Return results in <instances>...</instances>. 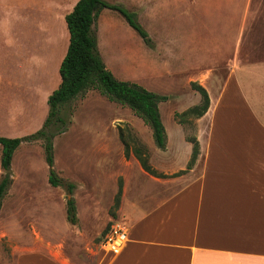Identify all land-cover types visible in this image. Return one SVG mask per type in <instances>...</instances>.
Here are the masks:
<instances>
[{
    "label": "rangeland",
    "instance_id": "1",
    "mask_svg": "<svg viewBox=\"0 0 264 264\" xmlns=\"http://www.w3.org/2000/svg\"><path fill=\"white\" fill-rule=\"evenodd\" d=\"M48 1L0 0V24H5L0 30V137L20 139L33 135L48 116L47 99L59 82L58 64L67 34L64 12L59 10L68 8L59 0L56 13H48L47 6L42 7ZM104 1L135 12L137 22L151 39L146 45L116 11L103 9L98 17V51L106 69L118 80L168 98L158 105L167 135L166 150L155 147L150 128L128 107L110 102L95 90L87 97L74 99L61 112L65 131L52 140V170L62 182L75 187L71 196L77 222L71 224L66 219L64 186L53 187L48 182L50 170L42 142L21 143L13 152L11 184L0 205V231L6 233L0 237L1 248L7 261L10 247L16 245L21 253L44 249L57 251L71 264H93L110 227H127L120 216L124 185L128 180L134 182L148 176L131 153L124 157L119 131L130 150L139 148L148 155L151 168L168 177L161 180L169 195L178 187L172 185L173 178L169 177L185 170L190 157V144L185 140L196 137L198 131L195 118L187 119L181 126L176 124L175 114L201 103L190 83L210 89L213 97L225 81L234 54H241L239 60L243 63L264 61L251 54L264 52V0H151V4H146L150 0ZM224 1L229 2L225 8ZM206 4L211 11L225 9V23L223 12L209 20L196 17V22H191L197 35L193 38L202 39L199 34L207 29L210 38H223L225 45L212 63L177 72L173 34L170 33V40H163L159 25L171 27L178 16L191 9L203 11ZM155 11L163 18L160 24L152 19ZM189 29L190 25L188 32ZM253 42L258 44L255 49L249 44ZM254 78L245 80L254 82ZM46 92L49 94L45 97ZM199 139L205 143L202 133ZM197 161L184 173H192L189 179L199 175L201 167ZM2 176L0 169V180ZM119 186V205L113 210Z\"/></svg>",
    "mask_w": 264,
    "mask_h": 264
},
{
    "label": "crops",
    "instance_id": "2",
    "mask_svg": "<svg viewBox=\"0 0 264 264\" xmlns=\"http://www.w3.org/2000/svg\"><path fill=\"white\" fill-rule=\"evenodd\" d=\"M77 1L62 0L68 5L59 10L64 12L62 20ZM58 2L49 0L42 7L47 6V12L54 14ZM177 3L174 1L176 6ZM228 3L224 1L223 8ZM220 12L225 23V9L211 11L206 4L203 11L191 9L178 16L171 27L160 24L163 18L153 12L152 19L161 27V38L170 40V33L173 34L177 72L217 59L225 45L223 38H210L207 29L199 34L202 39L193 38L197 35L191 22L195 23L200 16L208 20L217 18ZM4 26L1 23L0 30ZM225 30L224 24L222 36ZM67 38L65 32L62 59ZM51 40L54 41L53 37ZM242 43L240 40V50ZM249 44L254 49L258 45ZM251 54L256 56L254 59H264V52ZM240 56L234 54L229 60L225 81L216 95L212 97L210 89L198 84L209 98L206 113L196 120L199 175L190 179L192 173L169 177L173 178L172 185L178 187L167 195L161 179L168 177L156 178L141 169L147 178L141 175V180H128L123 187L120 216L127 225L125 246L118 254L98 250L93 264H264V61L243 63ZM251 76L256 77L254 82L247 83L245 78ZM59 83L60 77L56 88ZM200 133L205 143H201ZM191 148L190 144V154ZM5 235L0 231V237ZM3 238L0 264H71L57 251L21 253L16 245L10 247L7 261L1 248Z\"/></svg>",
    "mask_w": 264,
    "mask_h": 264
},
{
    "label": "trees",
    "instance_id": "3",
    "mask_svg": "<svg viewBox=\"0 0 264 264\" xmlns=\"http://www.w3.org/2000/svg\"><path fill=\"white\" fill-rule=\"evenodd\" d=\"M103 9L118 12L143 42L150 45L151 39L137 22L135 12L104 0H78L75 3L63 20L68 32V46L58 68L60 83L47 99L49 111L43 127L33 135L20 139L0 137V169L3 172L0 180V205L11 184L9 168L13 152L21 143L36 142L37 140L42 142L45 149L46 162L49 167L48 170H50L49 184L53 187L63 185L66 190V219L71 224L77 222L74 199L71 196L75 187L73 184L62 182L52 170V140L65 131L66 122L61 115L63 109L74 99L84 97L88 91H98L110 102L128 107L134 115L142 119L143 123L150 128L155 147L159 150H165L167 135H165L166 131L160 118L158 105L167 101L168 98L152 92L149 93V91L135 83L118 80L106 69L98 51L96 35V22ZM190 86L200 95L201 103L180 114H175L178 118L177 123L180 125H184L187 119L202 117L209 106V98L205 89L194 82H191ZM118 134L123 144L125 158L129 157L131 153L144 172L156 178H166L165 175L159 174L151 168L147 154H143L139 148L130 150L129 145L123 139L121 131ZM186 141L192 146L186 169L170 177L180 176L190 170L198 157L199 146L195 137H188ZM120 195L121 186L118 187L113 210L118 208Z\"/></svg>",
    "mask_w": 264,
    "mask_h": 264
},
{
    "label": "built area",
    "instance_id": "4",
    "mask_svg": "<svg viewBox=\"0 0 264 264\" xmlns=\"http://www.w3.org/2000/svg\"><path fill=\"white\" fill-rule=\"evenodd\" d=\"M128 231L124 225L114 224L108 230L101 249L111 254H118L127 242Z\"/></svg>",
    "mask_w": 264,
    "mask_h": 264
}]
</instances>
